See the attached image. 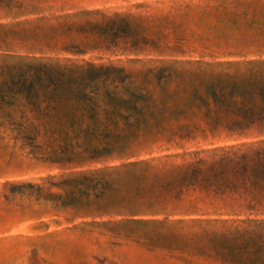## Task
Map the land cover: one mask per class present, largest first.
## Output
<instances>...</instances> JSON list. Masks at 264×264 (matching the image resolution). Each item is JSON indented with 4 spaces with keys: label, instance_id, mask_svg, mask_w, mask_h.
<instances>
[{
    "label": "trees",
    "instance_id": "obj_1",
    "mask_svg": "<svg viewBox=\"0 0 264 264\" xmlns=\"http://www.w3.org/2000/svg\"><path fill=\"white\" fill-rule=\"evenodd\" d=\"M190 8L184 0L171 11ZM168 17L157 22L162 32L147 23L140 32L119 15L83 32L95 38L94 49L126 40L134 53L156 55L149 61L158 65L139 79L105 64H1L0 127L35 152L50 151L44 160L63 169L125 157L120 165L80 170L59 188L76 198L67 205L89 203L138 229L152 250L208 264H264V28L260 39H224L210 46L226 53L196 59L185 36L166 35ZM63 50L85 54L78 45ZM164 135L167 143H235L159 156L124 153L131 143Z\"/></svg>",
    "mask_w": 264,
    "mask_h": 264
},
{
    "label": "rangeland",
    "instance_id": "obj_2",
    "mask_svg": "<svg viewBox=\"0 0 264 264\" xmlns=\"http://www.w3.org/2000/svg\"><path fill=\"white\" fill-rule=\"evenodd\" d=\"M180 1L184 0H0V65L19 60L105 64L122 67L139 79L145 69L158 65L149 61L156 55L134 53L126 40L109 50L94 49L100 47L95 38L83 33L90 31L91 23L116 15L138 28L147 23L161 32L157 22L169 16L172 23L164 24L166 35L171 40L185 36L186 50L194 51L189 56L196 59L226 53L210 46L224 39H260L264 0H185L191 3V12L171 11ZM69 27L72 34L66 33ZM71 45L85 54L63 50ZM167 136L136 141L128 150L124 147V153L159 156L235 143L225 137L167 143ZM50 154L35 152L28 141L0 127V264H64L62 257L71 255L63 252H85L78 256L89 258L86 264H208L191 255L152 250L138 229L120 218L98 214L89 203L67 205L76 203V198L59 188L65 179L75 178L80 170L120 165L125 157L63 169L44 160Z\"/></svg>",
    "mask_w": 264,
    "mask_h": 264
},
{
    "label": "crops",
    "instance_id": "obj_3",
    "mask_svg": "<svg viewBox=\"0 0 264 264\" xmlns=\"http://www.w3.org/2000/svg\"><path fill=\"white\" fill-rule=\"evenodd\" d=\"M74 250H80V249H74ZM63 253L71 255V256L62 257V260H64V264H86L85 260L89 259V258L86 259L83 256H78L79 254H85V252H63Z\"/></svg>",
    "mask_w": 264,
    "mask_h": 264
}]
</instances>
